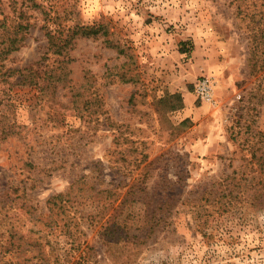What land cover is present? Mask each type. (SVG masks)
Listing matches in <instances>:
<instances>
[{"label": "rangeland", "instance_id": "obj_1", "mask_svg": "<svg viewBox=\"0 0 264 264\" xmlns=\"http://www.w3.org/2000/svg\"><path fill=\"white\" fill-rule=\"evenodd\" d=\"M0 264H264V0H0Z\"/></svg>", "mask_w": 264, "mask_h": 264}, {"label": "trees", "instance_id": "obj_2", "mask_svg": "<svg viewBox=\"0 0 264 264\" xmlns=\"http://www.w3.org/2000/svg\"><path fill=\"white\" fill-rule=\"evenodd\" d=\"M22 39V38H21ZM11 45L13 46L14 43L19 42V39L17 37H13L10 39ZM18 47H5L3 50L4 55H8L12 50H16ZM173 98L178 100V107H182L184 105V100L181 94L177 93L173 95ZM177 106H174L173 108L175 109Z\"/></svg>", "mask_w": 264, "mask_h": 264}, {"label": "built area", "instance_id": "obj_3", "mask_svg": "<svg viewBox=\"0 0 264 264\" xmlns=\"http://www.w3.org/2000/svg\"><path fill=\"white\" fill-rule=\"evenodd\" d=\"M208 84L206 82H201L197 85L198 90L201 92L205 99L210 97V91H208Z\"/></svg>", "mask_w": 264, "mask_h": 264}]
</instances>
